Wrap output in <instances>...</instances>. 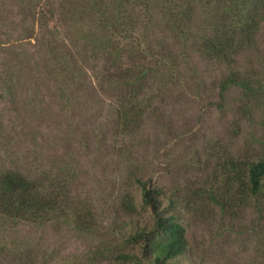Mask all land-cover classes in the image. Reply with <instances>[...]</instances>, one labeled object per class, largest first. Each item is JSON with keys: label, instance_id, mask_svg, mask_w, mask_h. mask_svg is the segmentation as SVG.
Segmentation results:
<instances>
[{"label": "rangeland", "instance_id": "rangeland-1", "mask_svg": "<svg viewBox=\"0 0 264 264\" xmlns=\"http://www.w3.org/2000/svg\"><path fill=\"white\" fill-rule=\"evenodd\" d=\"M0 4V41L24 40L37 29L25 20L19 0ZM22 46L30 58L22 61L18 100L28 106L18 116L0 96L5 129L0 165L38 176L51 173L55 183L68 187L70 211L46 228L0 220L7 264H110L120 251L138 253L120 231L153 222L136 177L165 188V205L173 201L172 213L186 228L189 250L173 264H264L257 208L239 210L222 201L231 188L232 163L264 161V25L256 46L236 66L251 81L253 93L233 88L222 98L219 81L228 71L189 48L185 86L155 101L139 134L109 135L104 143L89 139L88 149L72 136L81 131L68 120L54 87L44 84L33 57L35 42ZM3 59L10 57L0 48V72ZM38 84L44 98L36 100ZM128 204L134 208L126 209ZM78 217L86 218L90 229H82Z\"/></svg>", "mask_w": 264, "mask_h": 264}, {"label": "trees", "instance_id": "trees-1", "mask_svg": "<svg viewBox=\"0 0 264 264\" xmlns=\"http://www.w3.org/2000/svg\"><path fill=\"white\" fill-rule=\"evenodd\" d=\"M19 1L25 20L37 29L24 40L0 41L10 57L1 64L0 96L18 116L26 110L27 104L19 106L17 85L22 84V64L30 58L22 43L34 41L33 57L41 66L44 84L54 87L68 120L78 124L81 132L72 136H79L86 149L89 139L104 143L109 135L119 139L138 135L155 101L166 100L185 86L189 48L228 71L219 81L222 98L233 88L254 92L236 66L257 44L264 0ZM3 22L0 4V29ZM40 88L36 100L42 97ZM4 132L0 116V139ZM231 172V188L222 201L239 210L257 208L264 258V161L232 163ZM136 183L145 207L154 213L153 222L125 233L121 228L139 252L120 251L110 264H173L189 250L186 228L172 213L173 201L165 205L162 185L152 188L150 179L143 177H136ZM69 204L68 187L55 183L51 173L38 176L0 165V220L46 228L67 217ZM76 221L90 229L86 218ZM7 251L0 247V264H7Z\"/></svg>", "mask_w": 264, "mask_h": 264}]
</instances>
